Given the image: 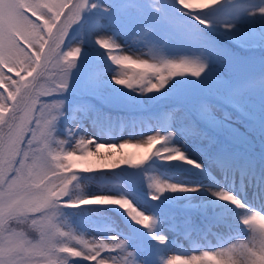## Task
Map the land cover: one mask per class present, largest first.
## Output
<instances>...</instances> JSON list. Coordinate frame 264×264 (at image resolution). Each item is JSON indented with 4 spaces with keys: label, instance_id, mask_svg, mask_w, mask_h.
I'll use <instances>...</instances> for the list:
<instances>
[{
    "label": "snow or ice",
    "instance_id": "6c2138e0",
    "mask_svg": "<svg viewBox=\"0 0 264 264\" xmlns=\"http://www.w3.org/2000/svg\"><path fill=\"white\" fill-rule=\"evenodd\" d=\"M234 114L264 136V3L0 0V264H264Z\"/></svg>",
    "mask_w": 264,
    "mask_h": 264
},
{
    "label": "bare ground",
    "instance_id": "6f19581e",
    "mask_svg": "<svg viewBox=\"0 0 264 264\" xmlns=\"http://www.w3.org/2000/svg\"><path fill=\"white\" fill-rule=\"evenodd\" d=\"M259 3H264V0H260ZM254 23H257L258 21H253ZM242 56V55H241ZM261 69V62L259 60V53H256L255 55H252L247 64H245L241 68V73L244 75L253 73V72H259ZM226 110V109H225ZM224 110V111H225ZM223 117V116H222ZM231 126L233 128H236L239 130L240 133L244 134L246 137V141L242 143L241 145L248 147L247 149H244L240 152L247 153L253 157L256 158V160H260V153L264 156V136L260 135L259 132H250L247 125L241 122L236 115L234 114L231 121ZM212 243H215V239L211 241ZM180 246L184 249H190L194 245L186 240L182 239ZM176 254V253H174ZM173 254V255H174Z\"/></svg>",
    "mask_w": 264,
    "mask_h": 264
},
{
    "label": "rangeland",
    "instance_id": "374dc122",
    "mask_svg": "<svg viewBox=\"0 0 264 264\" xmlns=\"http://www.w3.org/2000/svg\"><path fill=\"white\" fill-rule=\"evenodd\" d=\"M260 0H253V2L259 3ZM250 23H254L253 21H250ZM145 52H147V49H144ZM238 55H245L244 53H238ZM215 113L217 115V117L222 118L223 109L221 107H216L215 109ZM89 131L91 132V134L96 135L97 133L95 131H93L92 129H89ZM139 131V129H137V132ZM118 132V131H117ZM115 133V140L116 142H122V138H129V133L131 132V129L125 130L123 129V131L121 133ZM112 142L113 141V135L111 133H109L103 140H100L99 142L104 143V142ZM133 143L135 142V140L132 141ZM238 145V144H237ZM239 150L244 149V147L242 145L237 146ZM108 149L107 148H103L101 149V152H106ZM121 151H125V150H121ZM127 151H135V149H127ZM195 158V156L193 157ZM176 171L179 172V175L182 179H191L192 174L191 172L187 171L186 169H179L178 166L176 168ZM111 183H119L118 180H111ZM131 191L133 196L135 197L136 200H138L143 206L145 207H150L153 206V204L155 202H152L151 204L149 202H147L146 200V196H145V192L147 191L146 188H141V187H136V186H132L130 185ZM106 215H110L113 216V218H115V210H108L105 213ZM183 238H181L178 243H180L182 241ZM174 253H169V255H173Z\"/></svg>",
    "mask_w": 264,
    "mask_h": 264
}]
</instances>
